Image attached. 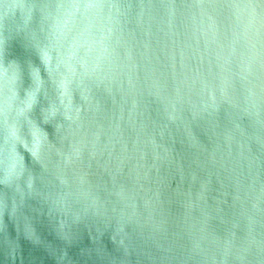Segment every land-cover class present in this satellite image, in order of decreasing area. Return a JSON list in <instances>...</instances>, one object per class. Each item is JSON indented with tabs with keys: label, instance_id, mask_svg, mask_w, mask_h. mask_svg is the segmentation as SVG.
Returning a JSON list of instances; mask_svg holds the SVG:
<instances>
[{
	"label": "clouds",
	"instance_id": "obj_1",
	"mask_svg": "<svg viewBox=\"0 0 264 264\" xmlns=\"http://www.w3.org/2000/svg\"><path fill=\"white\" fill-rule=\"evenodd\" d=\"M21 239L55 264H264V0H0L8 264Z\"/></svg>",
	"mask_w": 264,
	"mask_h": 264
},
{
	"label": "water",
	"instance_id": "obj_2",
	"mask_svg": "<svg viewBox=\"0 0 264 264\" xmlns=\"http://www.w3.org/2000/svg\"><path fill=\"white\" fill-rule=\"evenodd\" d=\"M17 51H19V49H17ZM9 232L12 237H15V228L11 223L9 224ZM45 235H47V233H45ZM48 238L51 239V237ZM20 243L24 264H55L54 258L43 245H33L23 239H21ZM85 243L89 244L90 242L86 240ZM109 247L111 248L110 243ZM71 252L74 256H77L79 249L74 247ZM0 264H8L3 248H0ZM17 264H20L19 259L17 260Z\"/></svg>",
	"mask_w": 264,
	"mask_h": 264
}]
</instances>
